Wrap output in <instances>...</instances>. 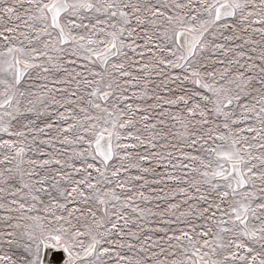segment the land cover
Listing matches in <instances>:
<instances>
[{
    "label": "snow or ice",
    "instance_id": "1",
    "mask_svg": "<svg viewBox=\"0 0 264 264\" xmlns=\"http://www.w3.org/2000/svg\"><path fill=\"white\" fill-rule=\"evenodd\" d=\"M0 264H264V0H0Z\"/></svg>",
    "mask_w": 264,
    "mask_h": 264
}]
</instances>
